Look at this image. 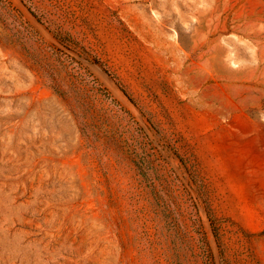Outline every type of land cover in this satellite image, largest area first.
Segmentation results:
<instances>
[{
	"label": "rangeland",
	"instance_id": "rangeland-1",
	"mask_svg": "<svg viewBox=\"0 0 264 264\" xmlns=\"http://www.w3.org/2000/svg\"><path fill=\"white\" fill-rule=\"evenodd\" d=\"M0 264H264V0H0Z\"/></svg>",
	"mask_w": 264,
	"mask_h": 264
}]
</instances>
